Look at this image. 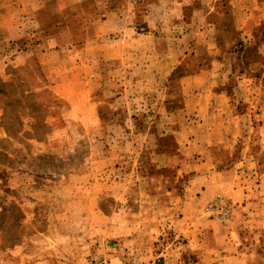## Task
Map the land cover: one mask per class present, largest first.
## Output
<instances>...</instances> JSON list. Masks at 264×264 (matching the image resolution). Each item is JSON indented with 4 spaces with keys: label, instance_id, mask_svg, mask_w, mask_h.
<instances>
[{
    "label": "rangeland",
    "instance_id": "374dc122",
    "mask_svg": "<svg viewBox=\"0 0 264 264\" xmlns=\"http://www.w3.org/2000/svg\"><path fill=\"white\" fill-rule=\"evenodd\" d=\"M187 1L184 18L169 0H80L51 24L55 7L36 5L21 40L0 45V264L155 258L192 206L190 183L215 171L201 141L217 90L245 101L232 130L260 129L264 105L247 103L264 100V24L242 31L241 0ZM117 11L128 19L99 32ZM213 83L200 112L190 100Z\"/></svg>",
    "mask_w": 264,
    "mask_h": 264
},
{
    "label": "crops",
    "instance_id": "0c3cea01",
    "mask_svg": "<svg viewBox=\"0 0 264 264\" xmlns=\"http://www.w3.org/2000/svg\"><path fill=\"white\" fill-rule=\"evenodd\" d=\"M169 2L171 3L169 11L178 9L181 13L183 10V14L185 13L183 17L188 16L189 1L169 0ZM5 3L7 7L4 6ZM50 4L55 7V13L51 15H56L63 9L79 5L80 0H0V45L6 47L11 42L21 40L32 17L29 14L32 6L48 8ZM230 6L247 9L242 20V31L245 28H252L254 31L263 26L264 12L263 15L260 13L264 10L263 0H241L236 3L231 1ZM128 17L129 13L125 11L105 13L102 23L99 22L103 24L99 32L105 30L112 19L118 18L122 21L123 18L124 21ZM143 18L149 19L150 15H144ZM3 30L7 31L4 33ZM249 32L247 30L244 33L248 35L253 33ZM214 47L216 48V45ZM22 58L25 57H14L13 60ZM8 59L11 57L5 56L3 61ZM46 63L45 66L52 71L51 62L47 60ZM55 65L57 70L63 69L61 64ZM251 71H253L252 67H250ZM260 78L259 87L264 89V70ZM254 81L255 83L249 81L248 87L251 85L256 87V80ZM206 82L209 80H205L202 84ZM216 86L218 85L215 83L209 84L207 90L203 87L201 93H209L208 99H203L205 97L200 94L191 99L190 103H197L200 112H208L203 110L205 107L207 110L210 108ZM221 86L228 88L229 85ZM231 93L227 89L217 90L215 93L219 108H216L211 116H207V125H209L201 141L208 155L204 167L215 168V171H200L190 183L188 190L191 192L192 206L185 210L186 215L182 223L174 221V228L170 226L177 237L160 254L155 255V258H150L153 264H264V106L261 108L262 115L258 116L261 117L259 120L263 122L262 126L257 132L253 128L250 135L245 137L238 128L231 129V124L235 120L247 115L243 113L245 101L243 104L240 100L236 101L231 98ZM256 102L264 105V100L261 101L260 98L248 99L247 105L253 106ZM217 195L222 196L232 207V218L228 223L209 218L204 211V203L211 201ZM197 203L200 206H194ZM180 236L183 245L180 244L181 247L177 248L175 242Z\"/></svg>",
    "mask_w": 264,
    "mask_h": 264
},
{
    "label": "built area",
    "instance_id": "2783aa9c",
    "mask_svg": "<svg viewBox=\"0 0 264 264\" xmlns=\"http://www.w3.org/2000/svg\"><path fill=\"white\" fill-rule=\"evenodd\" d=\"M205 212L222 223H228L232 218L231 205L220 195L205 205ZM117 264H153V262L147 259L144 252L131 249L124 252L121 261L119 260Z\"/></svg>",
    "mask_w": 264,
    "mask_h": 264
},
{
    "label": "trees",
    "instance_id": "16d2710c",
    "mask_svg": "<svg viewBox=\"0 0 264 264\" xmlns=\"http://www.w3.org/2000/svg\"><path fill=\"white\" fill-rule=\"evenodd\" d=\"M59 16H62V14L60 15V14H56V15H52V17L51 18H49V19H47L45 22L48 24H51L52 22H56V20L57 19H59ZM59 31V27L58 28H56V30H55V34H57V32Z\"/></svg>",
    "mask_w": 264,
    "mask_h": 264
}]
</instances>
